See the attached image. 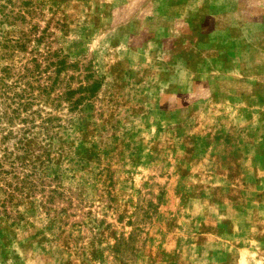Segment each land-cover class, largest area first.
Masks as SVG:
<instances>
[{
  "label": "rangeland",
  "instance_id": "374dc122",
  "mask_svg": "<svg viewBox=\"0 0 264 264\" xmlns=\"http://www.w3.org/2000/svg\"><path fill=\"white\" fill-rule=\"evenodd\" d=\"M0 6V264H264V0Z\"/></svg>",
  "mask_w": 264,
  "mask_h": 264
},
{
  "label": "trees",
  "instance_id": "16d2710c",
  "mask_svg": "<svg viewBox=\"0 0 264 264\" xmlns=\"http://www.w3.org/2000/svg\"><path fill=\"white\" fill-rule=\"evenodd\" d=\"M0 8L2 9L3 8V6H0ZM0 23H7L8 22V15H6V14H4L3 13V11L2 10H0ZM3 41H5V40H3ZM7 43H12L13 42V44H11V46L10 47H12V48H21L22 47V43L21 42H14V41H6ZM6 42H4V43H6ZM32 63H33V66H34V68H35V71L36 72H40V73H51V74H54L55 76H58L59 74H60V72L61 71H63L64 70V68H65V62H64V60H62V59H57L55 62L54 61H50V60H48V61H46L42 66H43V68L41 69L39 66H38V63L35 61V60H32ZM43 70V71H42ZM49 70V71H48ZM32 73V72H31ZM47 77V80H49V78H50V76H46ZM57 78L56 77H54V80H56ZM1 82V81H0ZM1 85H5L4 83H2ZM99 86H100V83H99V81H97V80H94L92 83H91V85L90 86H87L86 88H85V91L89 94H92L93 92H95L98 88H99ZM47 89H49V88H42L41 89V92H44L45 90H47ZM67 93H69V91L67 92ZM25 96H27V97H29L30 96V94H26ZM20 103H22L21 105H20V107H23V106H25V105H29L28 104V101H26V102H20ZM13 112V111H12ZM4 115H6V114H4ZM10 118H8V120H9Z\"/></svg>",
  "mask_w": 264,
  "mask_h": 264
}]
</instances>
